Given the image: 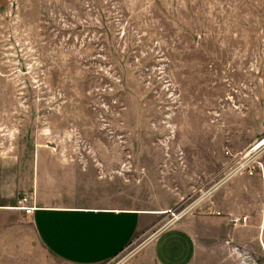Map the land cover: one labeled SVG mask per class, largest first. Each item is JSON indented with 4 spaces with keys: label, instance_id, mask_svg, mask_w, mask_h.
I'll return each instance as SVG.
<instances>
[{
    "label": "rangeland",
    "instance_id": "obj_1",
    "mask_svg": "<svg viewBox=\"0 0 264 264\" xmlns=\"http://www.w3.org/2000/svg\"><path fill=\"white\" fill-rule=\"evenodd\" d=\"M67 166L159 214L105 264L191 214L234 226L194 264H264V0L0 1V204Z\"/></svg>",
    "mask_w": 264,
    "mask_h": 264
},
{
    "label": "crops",
    "instance_id": "obj_2",
    "mask_svg": "<svg viewBox=\"0 0 264 264\" xmlns=\"http://www.w3.org/2000/svg\"><path fill=\"white\" fill-rule=\"evenodd\" d=\"M104 186L99 177H79L68 166L47 176L37 168L29 197L35 206L31 215L17 202L0 204V259L14 257L11 253L19 245L24 248L25 229L30 228L39 245L62 264L111 261L134 242L141 227L151 229L159 214L114 202ZM233 229L227 218L191 214L142 244L135 262L194 264L201 257L202 239L216 246L217 240L230 239Z\"/></svg>",
    "mask_w": 264,
    "mask_h": 264
},
{
    "label": "built area",
    "instance_id": "obj_3",
    "mask_svg": "<svg viewBox=\"0 0 264 264\" xmlns=\"http://www.w3.org/2000/svg\"><path fill=\"white\" fill-rule=\"evenodd\" d=\"M31 199L25 196H22L20 200L21 209L25 212L26 215H31L35 211L34 204H31ZM178 219V217H176Z\"/></svg>",
    "mask_w": 264,
    "mask_h": 264
}]
</instances>
